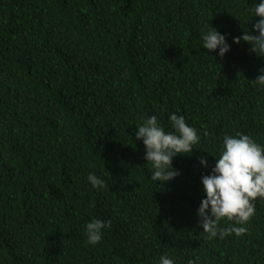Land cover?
<instances>
[{
    "label": "trees",
    "instance_id": "obj_1",
    "mask_svg": "<svg viewBox=\"0 0 264 264\" xmlns=\"http://www.w3.org/2000/svg\"><path fill=\"white\" fill-rule=\"evenodd\" d=\"M256 2L0 0V264H264V200L240 236L207 239L197 214L224 135L264 145V57L233 42L255 32ZM205 26L224 57L202 46ZM172 113L201 139L164 185L135 132L151 115L173 130ZM93 219L111 222L96 245Z\"/></svg>",
    "mask_w": 264,
    "mask_h": 264
},
{
    "label": "clouds",
    "instance_id": "obj_2",
    "mask_svg": "<svg viewBox=\"0 0 264 264\" xmlns=\"http://www.w3.org/2000/svg\"><path fill=\"white\" fill-rule=\"evenodd\" d=\"M248 15L251 21L259 17L254 24L255 32L244 31L242 36L234 37L233 42L239 43L242 39L251 45V51L264 57V0H257L248 9ZM201 42L210 53L218 50L220 57L231 50L225 34L213 26L201 29ZM252 81L258 88L264 89V67ZM169 119L173 130L166 131L157 116L151 115L143 118L135 132V140H142L145 146L144 158L150 164L151 179L164 185L181 174L174 167V158L192 154L194 145L201 139L184 116L172 113ZM199 163L207 168V157L202 155ZM87 180L93 188L104 187V181L95 173L90 172ZM201 183L204 195L197 214L207 239H224L232 234L240 236L246 233L247 224L255 214V201L258 198L264 200V145L242 132L225 134L219 157L210 174L201 177ZM224 219L231 222L230 226H221L220 222ZM110 223L101 219L87 222L84 226L86 243L96 245L101 242ZM158 264H175V260L164 254L159 257ZM187 264H194V261L189 259Z\"/></svg>",
    "mask_w": 264,
    "mask_h": 264
}]
</instances>
